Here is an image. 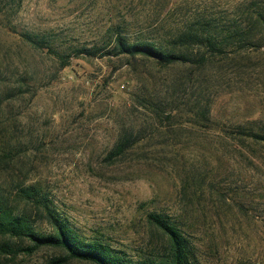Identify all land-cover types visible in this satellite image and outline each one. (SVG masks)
Instances as JSON below:
<instances>
[{"label": "rangeland", "instance_id": "obj_1", "mask_svg": "<svg viewBox=\"0 0 264 264\" xmlns=\"http://www.w3.org/2000/svg\"><path fill=\"white\" fill-rule=\"evenodd\" d=\"M262 18L264 0H0V193L36 186L136 264L168 257L149 215L191 264H264V142L244 135L264 133ZM117 36L178 59L118 55ZM5 244L0 264H91Z\"/></svg>", "mask_w": 264, "mask_h": 264}, {"label": "trees", "instance_id": "obj_2", "mask_svg": "<svg viewBox=\"0 0 264 264\" xmlns=\"http://www.w3.org/2000/svg\"><path fill=\"white\" fill-rule=\"evenodd\" d=\"M115 42L118 55L131 58L156 57L164 64H171L178 59L174 53L165 51L152 42H132L121 36H117ZM244 135L254 141L264 142V133L255 132L253 129L248 130V133ZM119 149L121 151L123 149L120 144ZM16 197L21 202L19 201V204L14 206L8 197L0 193V239L13 241V245L2 246L5 252L12 255L18 252L30 255L41 248H58L65 252V260H78L91 264H136L125 254L102 241L83 240L68 223L56 214L36 186L31 185L19 189ZM20 204L25 205L20 207ZM29 206L43 214L50 228L48 233H40L36 230L32 212L27 209ZM148 219L166 237L168 257L144 264H191V249L180 230L158 215H149ZM16 242L21 245H17ZM26 243L27 245L24 246Z\"/></svg>", "mask_w": 264, "mask_h": 264}]
</instances>
